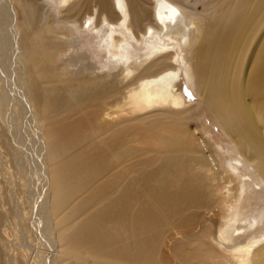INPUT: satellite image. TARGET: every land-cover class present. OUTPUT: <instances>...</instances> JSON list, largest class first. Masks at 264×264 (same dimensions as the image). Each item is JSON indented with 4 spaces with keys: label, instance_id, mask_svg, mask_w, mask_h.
<instances>
[{
    "label": "bare ground",
    "instance_id": "1",
    "mask_svg": "<svg viewBox=\"0 0 264 264\" xmlns=\"http://www.w3.org/2000/svg\"><path fill=\"white\" fill-rule=\"evenodd\" d=\"M17 2L20 29L16 11L0 0L8 15L0 14V111L8 124L0 123L34 209L36 239L48 247L27 243L32 260L57 264L62 249L71 264H264V206L250 213L246 238H235L248 187L220 155L205 156L210 143L187 126L199 119L197 108L172 92L178 55L157 43L161 33L162 42L179 46L188 82L250 172L249 184L264 193V0H199L200 7L189 0H59L57 20L43 0ZM89 19L121 26L136 44L131 53L117 33L104 34L108 60L124 65L110 80L62 70L63 39L74 37L55 24ZM50 93L56 106L65 101L54 113L42 105ZM17 224L24 240L27 228Z\"/></svg>",
    "mask_w": 264,
    "mask_h": 264
},
{
    "label": "rangeland",
    "instance_id": "2",
    "mask_svg": "<svg viewBox=\"0 0 264 264\" xmlns=\"http://www.w3.org/2000/svg\"><path fill=\"white\" fill-rule=\"evenodd\" d=\"M198 1L199 0H189V4L195 7L199 5L200 7ZM43 2L47 5L46 14L47 15L52 14L54 17H56L54 18V20L55 19L57 20V18H59L58 11L61 8L59 0H43ZM8 4L10 11L13 8L17 13L16 15L18 21L17 26L18 29H20L24 18L23 11L19 6L17 0H10V3L8 0ZM6 5L7 3H4L5 7ZM10 11H9V15L11 13L10 19L12 20L15 18V14ZM2 13H3V17L8 18V15H4L6 13L1 12L0 14ZM88 21L89 23L88 22L84 23V25L82 26L79 25L78 23L55 24V26L57 27L59 26L58 27L59 29H68L69 31H71L72 37H74L69 41L65 39H63L64 41L62 40L63 45L64 47H66L67 50V54L64 57L63 56L60 57V59L66 61V64L62 70L66 75L72 74L71 75L72 77L83 76L86 74V72L94 73L97 75H100L102 72L101 76L105 75L106 79L110 80L112 78L113 73L119 71L120 67H122L123 64L120 65V63H117L114 60H108L107 53L104 51L105 47L101 46V39L104 36V34H107L108 31L117 33L122 39H124L127 42V47H129L128 49L131 53H133V49L136 50V46H135L136 44L133 42V37L131 36V34L126 30H124L121 26L115 25L114 26L115 28L112 30L109 27L110 23L108 24L107 21L102 22L98 26L94 25L92 19H89ZM42 25H44V23ZM165 35H161L160 33L159 36L157 37L158 39H162L161 41L157 42L159 47L166 48L167 50L168 49L173 50L175 54L178 55V63H177L178 75L176 80L171 85L173 89L172 92L176 94V96L179 95L178 98L179 99L181 98L180 100L185 106H189V105L195 106L198 110V113L200 114L199 119L196 120L197 122L193 120L187 121L188 128L195 134V137L197 139L199 140L204 139V141L210 143L211 152L208 149H206L204 152L205 156L208 157L212 152L214 154L220 155L223 159H225L227 163L230 164V166H232L237 171L239 170L237 172L239 181L248 187L247 188L245 186L247 189L245 188L246 189L244 192L245 194L240 200L239 203L240 210L236 212L237 213L236 218L238 217L239 219L242 217L243 219L245 217L244 221L247 222L243 221L242 224L239 222L238 225H236L235 229L232 228V233L235 231L234 233L236 234L238 230L241 232L240 235L235 238H240L243 240L246 238L245 234H247V228L250 226V220L248 218L251 215L250 213H254V211H256L255 209L264 206V193L260 192L261 190L257 192L254 186H252L251 183L249 184L251 180L248 179L252 178L250 172H248L244 164L238 158L237 152L234 150L230 139L225 134L219 123L215 120L212 112L204 104L202 99L196 94L195 88L192 85V83L188 82V78L186 77L187 75H185L186 72L184 65L179 59L180 58L179 46L175 44V41L162 42L165 41ZM132 60L133 59H131V61ZM68 61L69 63L71 62L73 63L69 65ZM115 62L117 63V65H115ZM67 66L69 67V69L70 68L71 69L69 70ZM44 74L45 76H47V78L50 76L47 72H44ZM51 93L48 100L46 102L44 101L42 102V105L45 106L47 110H50L48 113L50 112L54 113L58 111L65 103V101H61L59 103V106H56L58 104L57 99L60 97V92L56 95L57 99H53L51 97ZM50 105L52 108L50 107ZM48 113L43 112V114H41L42 118L45 114ZM22 118L23 116L21 117V119ZM0 122L5 125L8 124V122H4V116H2L1 111H0ZM1 123H0V238L3 240V242H0V264H38V262H34L31 258L32 255L34 254V249L28 250L25 248V245L27 243L29 244L34 243L39 248L45 250H47L48 247L41 246L39 240L36 239L37 234L35 233V227L32 222V218L33 216H35L34 209L32 205L30 206L29 196L26 193L27 191L23 189L20 181L21 175L18 167L16 166L15 152L13 149L14 147L10 143V138L7 137L8 139L5 140L4 135L1 133V129H2ZM29 123L31 122H26L25 127L27 126L26 127L27 129L30 128ZM197 124L200 125L199 128L200 132L198 135L196 132V128L198 126ZM3 140H5L4 142H6L5 145L2 142ZM27 148H29L28 145ZM28 154H31L29 155L30 159L35 158V156L33 158L34 155L33 153L29 152ZM238 162L240 163V165L237 164ZM36 184L37 183H35L34 185ZM212 212L213 211H211L210 214ZM72 218L75 219V216L72 215ZM231 218L233 219L234 216H232ZM17 220H19L20 223L22 224V229L27 228L25 230V234L27 238H25L24 240L20 239L22 230L19 228L17 224ZM75 222L76 225L74 230H78L80 229V227H85V225H87L86 218L83 220V224H80L77 219L75 220ZM199 222L200 221H198L197 223ZM91 224L96 227L98 225V219L93 220ZM196 225L197 224L195 223L194 226L197 230L199 225L198 226ZM213 226L211 227L212 233L210 234V238H209L211 244H214L213 232L215 230V227H217V226L214 227ZM241 229L246 230L244 234H242ZM39 234L42 235L41 233ZM174 235L176 234H173V236ZM165 242L171 245H173L174 242L176 243L175 239L171 237L165 238ZM67 243L68 242L64 243L62 246L66 247ZM235 243L238 244L239 242L235 241ZM244 243L245 241H242L239 244L241 245ZM62 251L63 250L61 249V254L56 260L57 264H71L72 259L69 258L67 254L62 253ZM164 256H167L166 253H164ZM37 260H39V258ZM167 262L169 261L167 260Z\"/></svg>",
    "mask_w": 264,
    "mask_h": 264
}]
</instances>
